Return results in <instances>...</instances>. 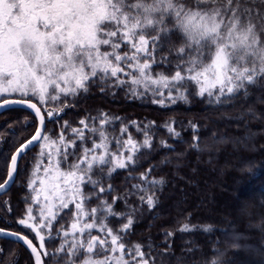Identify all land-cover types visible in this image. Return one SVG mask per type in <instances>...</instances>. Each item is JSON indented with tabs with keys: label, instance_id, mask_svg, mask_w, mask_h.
<instances>
[{
	"label": "snow or ice",
	"instance_id": "6c2138e0",
	"mask_svg": "<svg viewBox=\"0 0 264 264\" xmlns=\"http://www.w3.org/2000/svg\"><path fill=\"white\" fill-rule=\"evenodd\" d=\"M251 15L250 10H241L238 0H0V95L18 93L21 97H38L45 103L48 99L57 101L61 95H85L93 86L103 92L105 85L130 84L142 86L145 92L152 91L160 97L153 103L163 106L165 99L172 103L177 99L187 100L185 92L190 85H195V95H207L214 97L217 104L225 103L241 91L246 95L250 86L264 80V31L249 18ZM165 45H171L169 53L174 50L175 65L168 57L155 59V54ZM158 63L173 66L174 74L153 76V65ZM164 89L168 90L167 97ZM130 91L137 95L134 87ZM8 103L27 104L35 110L40 124H44L35 103L25 99L4 102ZM54 114L49 112L48 116ZM100 117L99 129L89 125L88 120H96L90 116L80 120L83 127L71 129L76 139L66 141L64 135H60L59 143L64 145V151L61 154L58 150L57 154L62 155V159L54 160L49 152L44 176H37L41 163L34 166L31 176L36 178L29 179L28 188L35 193L32 203L42 205L40 221L37 225L29 205L26 216L18 223L35 232L40 250L26 235L9 233L27 246L34 264H129L126 254L137 264H149L140 244L129 249L124 242L134 223L131 215L119 232H114L108 227L107 218H119L124 213L114 212L113 205L104 201L90 211L85 208V203L96 196L95 189L105 169L111 176L118 169L136 165L141 148H151V137L144 131L142 145L131 134L126 140L114 137L117 150L113 151L104 130L112 121L105 113H100ZM86 131L98 132L99 140H92L90 148L81 145L80 156L69 163V157L76 154L68 149L77 147L76 140L92 139L86 137ZM120 131L127 133V125ZM137 131L143 129L138 127ZM168 131L174 132L170 125ZM41 139L44 144L40 155L43 156V149L53 147L55 141H50L46 134L42 136L40 127L27 145ZM27 145L12 155L8 178L0 184V190L12 182L18 158ZM63 164L68 165L67 169ZM94 176L97 179H93ZM140 179L147 181L146 173H141ZM37 180L39 188L34 187ZM162 184V179L147 181L152 189ZM88 185L92 186L90 193L84 190ZM147 185L135 184L133 188L148 192ZM99 191L103 193L106 189L100 187ZM117 199L114 197L113 203ZM139 200L146 203L149 210L154 209L155 190H150L146 196L140 195ZM70 204L75 208L73 221L67 229L61 226L63 230H57L60 243L49 253L44 243L46 237L40 229L48 230L47 239H56L52 235L53 222ZM93 229L101 235H93ZM194 230L195 226L187 223L179 229L181 232ZM202 230L208 232L211 227L203 226ZM4 232L0 229V234ZM172 235L166 233V236ZM236 240L233 234L232 246L238 248ZM2 252L0 249V255ZM210 264H219V260H212Z\"/></svg>",
	"mask_w": 264,
	"mask_h": 264
},
{
	"label": "trees",
	"instance_id": "16d2710c",
	"mask_svg": "<svg viewBox=\"0 0 264 264\" xmlns=\"http://www.w3.org/2000/svg\"><path fill=\"white\" fill-rule=\"evenodd\" d=\"M238 6L245 12L250 10L252 15L249 18L264 31V23H260L264 20V0H238ZM176 46H179L178 41ZM170 47L165 45L155 54V59L160 61L162 57H168L175 65V52L169 53ZM174 72L175 68L169 64L153 65V76L157 73L171 76ZM133 87L137 92L135 96L130 91ZM196 90L195 85H190L185 92L187 100L177 99L172 103L165 99L163 106L153 103V100L160 99L158 95L130 84L122 87L105 85L103 92L93 86L85 95H61L59 100L48 99L45 103L30 96H8L33 100L42 109L63 110L45 124L43 135L55 141L53 147H45L41 156L44 144L41 139L22 156L13 185L0 196V227L25 233L37 245L40 244L34 231L18 223L26 216L29 205L33 208L36 224L40 221V209L32 203L35 193L28 188L34 166L40 162L39 172L44 173L49 152L54 160L62 159V155L57 154L58 150L61 154L64 151V145L59 143L61 134L66 141L76 139L71 129L83 127L80 120L90 116L96 120H88L89 125L99 129L100 113H105L112 121L104 130L113 151L117 150L114 137L126 140L131 134L142 145L144 131L151 137V148H141L142 154H137L136 165L118 169L111 176L105 169L96 186V196L85 203L87 210L104 201L113 205L114 212L124 213L119 218H107L108 227L114 232H119L131 215L134 223L124 242L129 249L140 244L149 264H210L215 259L219 264H264V80L250 86L246 95L241 91L235 98L221 104L215 103L214 97L195 95ZM164 93L167 97L168 90L164 89ZM117 117L119 119H114ZM35 123L34 116L22 109H8L0 114V183L5 178L12 151L32 135ZM124 125H127L128 132L121 134ZM168 125L174 132L168 131ZM138 127L143 131H137ZM85 135L92 139L76 140L77 147L68 149L76 154L69 157V163L80 156L81 145L90 148L92 140H99L98 132L86 131ZM62 166L68 167L67 164ZM141 173H146L147 181L162 179L163 184L152 189L147 181L140 179ZM135 184L147 185L149 191L134 189ZM109 185L111 190H108ZM100 187L106 191L101 193ZM84 190L90 193L92 186L88 185ZM150 190H155L157 198L152 210L139 200L140 195L146 196ZM114 197L119 198L115 203ZM74 211V205L70 204L53 222L52 235L56 239H47L48 230L40 229L46 237L44 243L49 253L60 243L57 230L62 231L61 226L64 229L70 226ZM185 223L195 226V230L179 231ZM203 226H210L211 231H203ZM168 232L173 235L166 236ZM92 234L101 235L96 229ZM229 234H236L238 248L232 246L233 239L228 237ZM0 249L3 250L0 264H32L29 253L19 244L0 240ZM15 253L19 254L18 260ZM125 258L129 264H137L131 256L126 254Z\"/></svg>",
	"mask_w": 264,
	"mask_h": 264
},
{
	"label": "water",
	"instance_id": "95a60500",
	"mask_svg": "<svg viewBox=\"0 0 264 264\" xmlns=\"http://www.w3.org/2000/svg\"><path fill=\"white\" fill-rule=\"evenodd\" d=\"M6 100H7V101H17V100H22V99H21V98H5V99H3V100H0V105H3V106H0V114H1L2 112H4V111L8 110V109H13V108H18V109L26 110V111H28L29 113H31V114L35 117V120H36V128H35L34 132L32 133V135H31L30 137H28L26 140H24L21 144H19V145L14 149V151L11 153L10 158H9V162H8V166H7L6 176H5L4 180H3L0 184H3L4 181L8 178V168H9L10 163H11V157H12V155L16 154L17 150H18V149H21L22 146L27 145V142L31 139V137H32L33 135H35L36 130H37L38 127L41 128L42 136H43V132H44V129H45V124H46V122L49 121L50 119H52V118L54 117V115H53L52 117H49V116H48V113H49V112H52V111H47V113L44 114V112L42 111V109H41V108H40V107H39L34 101H31V100L25 99V100H28L30 103H35L36 106H37V108L40 109V114H41V116L44 117V124L41 125V124H40V118L36 116L35 110L30 109L29 107H27V104H21V103H8V104H4V102H5ZM39 141H40V140L34 142V143L31 144V145H27V147L24 148V150H23V151L21 152V154H20V157L18 158L17 166H18V162H19V160L21 159V157H22L23 155H25L28 151H30L32 148H34V147L39 143ZM16 172H17V170H16ZM16 172H15L14 175H13L12 182H9V183L7 184V186H6L5 189L0 190V195H3L4 193H6V192L10 189V187L13 185L14 180H15V176H16ZM0 229H3V228H0ZM4 230H5V232H4L3 234H0V238L6 239V240H10V241H12V242H15V243L20 244L22 247H24V248L28 251V253H29L30 256L32 257V260H33V263H34V257L32 256L31 251H30L29 249H27V246L24 245L23 242H22L21 240L17 239L16 236H13V235L9 234V233H19V232L12 231V230H8V229H4ZM19 234H22V233H19ZM22 235H24V234H22ZM29 239H30V238H29ZM33 245H34L35 247H37L38 251L40 250V249H39V245H40V244H39V245H36L35 243H33Z\"/></svg>",
	"mask_w": 264,
	"mask_h": 264
},
{
	"label": "rangeland",
	"instance_id": "374dc122",
	"mask_svg": "<svg viewBox=\"0 0 264 264\" xmlns=\"http://www.w3.org/2000/svg\"><path fill=\"white\" fill-rule=\"evenodd\" d=\"M11 95H19L18 93H13V94H2V95H0V98H2V97H8V96H11ZM30 97H32V98H35L37 101H39V99H38V97H33V96H30ZM44 110L45 111H52V112H55L56 114H59V112H60V110H53V109H47V108H44ZM56 114H54V115H56ZM35 128H36V123H35V127H34V130H35ZM34 130H33V132H34ZM0 133H2L1 131H0ZM37 176H44V173H40V172H38L37 173ZM30 178L31 179H35L36 177H32V176H30ZM29 178V179H30ZM40 187V185H39V181L37 180V183H36V188H39ZM43 200V197H41V201ZM36 205H38V207H39V209L41 208V204H36ZM228 237L230 238V239H233V235L232 234H229L228 235Z\"/></svg>",
	"mask_w": 264,
	"mask_h": 264
},
{
	"label": "flooded vegetation",
	"instance_id": "af4514ba",
	"mask_svg": "<svg viewBox=\"0 0 264 264\" xmlns=\"http://www.w3.org/2000/svg\"><path fill=\"white\" fill-rule=\"evenodd\" d=\"M0 147H1V142H0ZM14 151V150H13ZM12 151V152H13ZM20 161V160H19ZM19 163V162H18ZM8 166V165H7ZM6 172H7V169H6ZM6 176V175H5ZM15 181V180H14ZM5 194V193H4ZM1 196V195H0ZM0 228H3V227H0ZM3 229H6V228H3ZM8 230H10V229H8ZM12 231H16V230H12ZM16 232H19V233H22V232H20V231H16ZM22 234H24V235H26L28 238H30L27 234H25V233H22ZM31 239V238H30ZM0 240H6V239H3V238H0ZM32 240V239H31ZM8 241H10V240H8ZM12 242V241H11ZM32 242L33 243H35L33 240H32ZM13 243H15V242H13ZM16 244H18V243H16ZM36 244V243H35ZM20 245V244H19ZM37 245V244H36ZM21 246V245H20ZM22 247V246H21ZM24 248V247H23ZM25 249V248H24ZM26 250V249H25ZM27 251V250H26ZM28 252V251H27ZM20 253V252H19ZM18 255V256H17ZM17 255H16V253H15V256H16V259L18 260L20 257H19V254L17 253ZM21 256H22V254H20ZM30 255V254H29ZM31 257V256H30ZM17 262V261H16ZM31 263L32 264H34L33 263V260H32V257H31Z\"/></svg>",
	"mask_w": 264,
	"mask_h": 264
}]
</instances>
